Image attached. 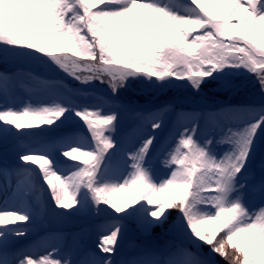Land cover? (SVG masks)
Returning <instances> with one entry per match:
<instances>
[{"label":"snow or ice","instance_id":"6c2138e0","mask_svg":"<svg viewBox=\"0 0 264 264\" xmlns=\"http://www.w3.org/2000/svg\"><path fill=\"white\" fill-rule=\"evenodd\" d=\"M215 4L223 5L222 14ZM196 30L202 34L193 35ZM0 44L54 64L82 83L107 80L113 93L128 77L143 75L196 103L203 98L208 78L219 80L220 70L243 68L254 75L264 94V0H0ZM58 83L32 72L0 71V95L5 97L18 87L49 94ZM217 87L230 85L222 82ZM173 104L168 100L133 115L156 133L163 130L164 114ZM68 111L69 106L55 100L21 109L0 106V124L11 125L17 133L51 128ZM73 111L84 122L90 141L64 147L71 138L53 139L28 151L43 154H23L20 159L38 164L56 208L95 205L106 215L98 227L110 234L102 235L97 245L105 255L86 253L78 264H116L113 254H118L129 222L149 237L157 226L163 232L137 245V253L118 264H220L216 257L225 264H264V154L255 147L264 135V103L243 109L228 104L193 109L192 118L174 124L153 155L156 135L149 134L123 160L111 151L118 111ZM237 111L251 114L242 127L230 123ZM4 132L7 146L10 130ZM220 143L227 145L222 155L217 151ZM57 150L65 163L73 162L66 174L46 154ZM157 160L170 173L158 180L151 171ZM125 169L127 175L119 180ZM20 174L17 169V190ZM0 175L11 188L12 171L5 167ZM126 192L132 193L131 201ZM250 200L260 203L252 207ZM5 209H0V264H68L55 245L38 259L30 248L16 247L12 236H24L27 229L9 226L28 222L30 215ZM43 211L41 201V216ZM172 212L178 213L176 220L170 219Z\"/></svg>","mask_w":264,"mask_h":264},{"label":"rangeland","instance_id":"374dc122","mask_svg":"<svg viewBox=\"0 0 264 264\" xmlns=\"http://www.w3.org/2000/svg\"><path fill=\"white\" fill-rule=\"evenodd\" d=\"M171 2V0H170ZM187 0H185V3ZM171 6L175 7L173 3ZM218 14H222L223 5L215 4ZM185 11L186 9H177ZM235 22V20H234ZM186 27H190L186 25ZM202 34L196 30L193 35ZM32 72L44 76L46 79L58 81L49 92V94L32 92L27 88L18 87L13 90L8 97L0 95V106H12L21 109L23 106L32 104L34 106L43 102L44 105L53 100L69 106V111L65 113L57 125L44 126L38 129L22 130L17 133L11 125L0 124V169L5 167L12 171V187H8V180L0 175V209L13 211L15 209L29 213L30 220L24 224L11 225L10 228L27 229L24 236H12L16 247H28L33 253V258L38 259L40 255L51 250V246L59 247L60 255L68 261V264H78L86 253H94L96 256L105 255L99 251L97 245L102 235L110 234V230L105 228L101 230L98 226L105 223L106 215L97 210L95 205L88 208H82L78 205L76 208L65 211L56 208L51 199L48 186L43 180L42 173L38 164L34 162L25 163L20 159L23 154L41 155L40 152L28 151L39 149L43 145L50 144L53 139L71 138L70 143L64 147H70L75 143H85L90 141L87 128L84 122L75 115L73 109L82 108H102L107 114L109 111H118L120 123L113 139L116 146L112 152L117 159H126V153L134 147H138L141 140L147 135H156L150 156L156 152L160 140L168 134L174 124H186L192 117L193 109L219 108L221 105L228 104L236 108L243 109L248 105L264 103V94L258 91V84L252 73L246 69H222L220 70V79L212 80L202 85L204 92L202 99L193 103L191 98H185L182 93L172 88L162 89L158 83L144 77L135 75L128 77L124 86L119 88L116 93L112 92L107 80L101 82L93 79L87 83L68 75L58 66L48 63L43 64L35 58L29 56L26 52L13 49L9 46L0 44V71L8 72ZM213 75H216L214 73ZM226 82L230 87L218 89L217 85ZM26 84L31 81L25 80ZM174 100L173 110L164 114L165 126L162 131L152 132L150 125L139 121L133 115L135 111H151L165 101ZM183 112L182 116L178 113ZM251 118L247 111H237L231 114L230 123L233 127H242ZM200 126L204 127V122L200 121ZM7 128L10 132L7 134V146L4 143L5 132ZM132 133L131 137L126 134ZM219 140L220 137L217 136ZM131 141H134L132 143ZM256 152L264 154V135L255 141ZM89 150V149H84ZM227 150L225 143L217 145V151L220 155ZM53 158V166L62 173H67L71 169L72 161L64 162L60 156V151L46 153ZM83 158L81 166H83ZM20 169L19 188L17 190L16 170ZM129 170L125 169L120 175L119 180H123ZM151 171L158 180L167 174L163 164L157 160L153 162ZM243 182V181H242ZM125 195L129 201L132 199V193L126 192ZM49 197V199L46 198ZM83 193L81 199L83 201ZM89 201L90 197L87 198ZM43 201V215L39 214L40 204ZM259 200H250L249 204L255 207ZM106 208V205H101ZM110 212L111 210L108 209ZM178 213H171V220H176ZM163 229L159 226L152 229V236H146L137 229L136 224L129 222V230L124 233L119 241V252L113 254L116 264L121 259H128L137 253V245L151 242L153 237L162 235ZM219 233L218 235H222ZM220 264H225L221 257H216Z\"/></svg>","mask_w":264,"mask_h":264},{"label":"bare ground","instance_id":"6f19581e","mask_svg":"<svg viewBox=\"0 0 264 264\" xmlns=\"http://www.w3.org/2000/svg\"><path fill=\"white\" fill-rule=\"evenodd\" d=\"M22 247H24V245H22Z\"/></svg>","mask_w":264,"mask_h":264},{"label":"trees","instance_id":"16d2710c","mask_svg":"<svg viewBox=\"0 0 264 264\" xmlns=\"http://www.w3.org/2000/svg\"><path fill=\"white\" fill-rule=\"evenodd\" d=\"M224 262V261H223ZM225 263V262H224Z\"/></svg>","mask_w":264,"mask_h":264}]
</instances>
